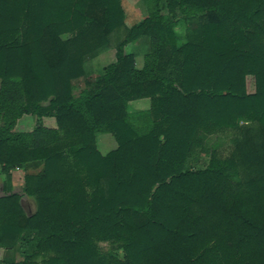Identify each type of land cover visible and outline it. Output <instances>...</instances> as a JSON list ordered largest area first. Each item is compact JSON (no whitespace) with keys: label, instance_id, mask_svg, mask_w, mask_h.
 <instances>
[{"label":"trees","instance_id":"1","mask_svg":"<svg viewBox=\"0 0 264 264\" xmlns=\"http://www.w3.org/2000/svg\"><path fill=\"white\" fill-rule=\"evenodd\" d=\"M141 1L128 27L122 0H0V175L41 167L34 213L3 184L2 264H264V0Z\"/></svg>","mask_w":264,"mask_h":264},{"label":"rangeland","instance_id":"2","mask_svg":"<svg viewBox=\"0 0 264 264\" xmlns=\"http://www.w3.org/2000/svg\"><path fill=\"white\" fill-rule=\"evenodd\" d=\"M122 2H123V7L126 11V24L128 27H132L133 25L140 23L147 16L146 7H145L143 1H141V0H122ZM178 30L181 34V40L183 42H185L186 41V33H185L184 26L181 25ZM116 34L117 33H114L111 37L112 46L116 45L119 41H121L120 40L121 38L118 39V35H116ZM148 51H149V45H148L146 39H142L138 43L131 44V45H128L126 47L127 53L134 52L136 54L138 67L143 66L144 55ZM114 59H115V52L109 51V53H107L106 57L103 58L102 65L106 66L110 62H112ZM100 67H101V62L99 59H96L94 63H91L88 65V69H95L97 71H99ZM98 76H99V74L97 72H95L93 77L97 78ZM83 87H84V81L83 80L77 81L75 83V92H78ZM247 90L249 93L255 92V80L251 76H249L247 78ZM149 106H150V102L148 99L140 100V101H134V102L130 103L129 110L131 113H135L137 111L147 109V108H149ZM36 123H37L36 117L26 116L18 122L16 130L17 131H31L36 126ZM97 141H98L99 151L103 155H106L109 152H111L117 148V142H116L115 138L110 134H104V133L99 134ZM213 141H214V139L212 137H210V138H207L203 144V146H205V148H208L206 151L207 155H208V150H209L211 144L213 143ZM202 156H205V154H202L201 151L196 150V152H193V156H192V159L190 161L189 167L195 166V163H196L195 160L201 158ZM201 161H202V159H201ZM40 169H41V167L32 166V167H29L28 169H22V170L25 174H27V173L36 174L40 171ZM5 178H6L5 176L0 175L1 192H2L3 184L6 183ZM23 183H24V177H23V175H20L18 173L17 175H15V180H13V181L11 180V183H10V181H8V184L7 183L6 184L8 186V189L11 192H15L17 194L22 195V197H24L25 194L23 192V187H24L22 185ZM25 205H26L25 210L27 212H29L30 214L35 212V211H32L33 209L35 210V202L33 199H30L28 202H26ZM104 247H106V246H104ZM20 250L21 249L18 250L17 254L15 253L16 254L15 256L14 255L12 256L13 259H11V261L17 262V261L22 260L23 255L21 254ZM115 255L122 258L123 252L122 251L115 252ZM3 258H4V255L0 253V262L2 261Z\"/></svg>","mask_w":264,"mask_h":264},{"label":"crops","instance_id":"3","mask_svg":"<svg viewBox=\"0 0 264 264\" xmlns=\"http://www.w3.org/2000/svg\"><path fill=\"white\" fill-rule=\"evenodd\" d=\"M107 53H109V52H107ZM107 53H104L103 55H101V57H99L98 59L100 60V62H101V67H103L104 65H102V61H103V58H105L106 57V55H107ZM137 66H138V64H137ZM100 67V68H101ZM139 68H141V67H139ZM150 107V106H149ZM147 109H149V108H147ZM147 109H144V110H147ZM144 110H141V111H144ZM137 112H139V111H137ZM48 121H49V119H46L45 120V123L47 124L48 123ZM51 123V122H50ZM51 127L52 126H54V125H50ZM20 174V175H23V177H24V175H25V173L23 172V170L22 169H17V170H14V171H12L11 172V175H10V177L9 178H5V181H6V183L8 184V181H10V183H11V180L13 181V180H15V175H17V174ZM24 184V183H23ZM22 184V185H23ZM8 187V186H7ZM13 193H15V192H13ZM1 195H3V193L2 192H0V196ZM27 197V198H26ZM31 198L30 197H28V196H24V197H22V200H21V203H22V205H23V207H24V209H25V204H26V202H28L29 200H30ZM32 211H35L34 209L32 210ZM29 213V212H28ZM17 250H10V249H4V248H2V247H0V253L1 254H3L4 255V258L2 259V261L0 262V264H2V262H16V261H11V259H13V255L15 256L16 254H17ZM16 253V254H15ZM6 257V258H5ZM18 262V261H17Z\"/></svg>","mask_w":264,"mask_h":264}]
</instances>
